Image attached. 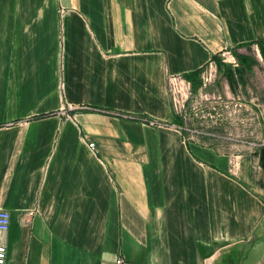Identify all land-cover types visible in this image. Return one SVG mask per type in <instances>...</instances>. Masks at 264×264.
I'll return each instance as SVG.
<instances>
[{"label": "crops", "instance_id": "0c3cea01", "mask_svg": "<svg viewBox=\"0 0 264 264\" xmlns=\"http://www.w3.org/2000/svg\"><path fill=\"white\" fill-rule=\"evenodd\" d=\"M257 45L264 0H0L5 264L241 257L264 195L178 124L169 79Z\"/></svg>", "mask_w": 264, "mask_h": 264}, {"label": "rangeland", "instance_id": "374dc122", "mask_svg": "<svg viewBox=\"0 0 264 264\" xmlns=\"http://www.w3.org/2000/svg\"><path fill=\"white\" fill-rule=\"evenodd\" d=\"M216 57L189 82L188 93L176 110L179 122L202 142L235 156L240 175L250 178L253 190L264 195V45ZM173 103V101H172ZM264 224L253 239L259 244ZM262 239H264L262 237ZM256 242V243H255ZM246 248L239 257L218 264H264L263 247Z\"/></svg>", "mask_w": 264, "mask_h": 264}, {"label": "built area", "instance_id": "2783aa9c", "mask_svg": "<svg viewBox=\"0 0 264 264\" xmlns=\"http://www.w3.org/2000/svg\"><path fill=\"white\" fill-rule=\"evenodd\" d=\"M189 82L186 81L185 77L182 76H172L169 79V92L171 99L176 110H180L183 107L181 99L187 96V91L189 88ZM147 123L151 126L161 125L157 121L147 120ZM11 227V215L8 211L0 210V233L8 232ZM6 248L0 244V264L6 263Z\"/></svg>", "mask_w": 264, "mask_h": 264}, {"label": "trees", "instance_id": "16d2710c", "mask_svg": "<svg viewBox=\"0 0 264 264\" xmlns=\"http://www.w3.org/2000/svg\"><path fill=\"white\" fill-rule=\"evenodd\" d=\"M201 72H202V71H197V72L191 73V74L187 75L186 78H187L188 80H190L191 82H194V79H195L196 77H198V76L200 75Z\"/></svg>", "mask_w": 264, "mask_h": 264}]
</instances>
